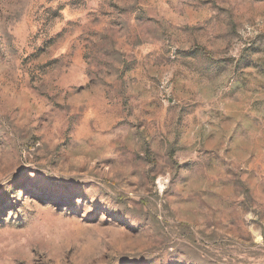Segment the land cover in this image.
<instances>
[{
  "label": "rangeland",
  "instance_id": "1",
  "mask_svg": "<svg viewBox=\"0 0 264 264\" xmlns=\"http://www.w3.org/2000/svg\"><path fill=\"white\" fill-rule=\"evenodd\" d=\"M0 264H264V0H0Z\"/></svg>",
  "mask_w": 264,
  "mask_h": 264
}]
</instances>
